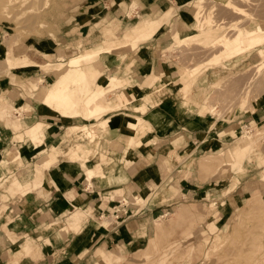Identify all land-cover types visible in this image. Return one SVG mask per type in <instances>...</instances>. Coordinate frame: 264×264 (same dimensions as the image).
<instances>
[{
  "label": "rangeland",
  "instance_id": "rangeland-1",
  "mask_svg": "<svg viewBox=\"0 0 264 264\" xmlns=\"http://www.w3.org/2000/svg\"><path fill=\"white\" fill-rule=\"evenodd\" d=\"M192 1L194 0H37L36 3L32 0L34 5L27 2L26 6L23 4L22 6L17 1L12 3L13 6L12 4L8 6L10 8L6 9V12H0V108L2 107V110L0 109V159L4 157L7 150L17 153V150H21L20 146L26 144L24 139L16 138V133L32 122V119L28 118L32 108L24 103V99L28 95L42 103L38 98L40 89L54 80L51 78H55L59 73L57 69L64 67L63 62L72 56L129 38L134 30L128 32L134 26L145 20L155 19L162 10L167 8L172 7L173 12L164 22L160 19L150 23V26L146 24L147 22L142 24L146 29L159 26L152 40L157 39L162 43L157 55L162 60V68H165L168 75V77H162L160 83L151 87L150 93L157 96L167 92L174 93L171 89L164 87L167 82H171L172 85H176V91L177 88L182 90V93L178 90L173 95L181 101L186 100L191 106L187 108L193 110L194 102L191 99L193 85L198 80H214L206 90L208 96H204L202 103L197 104L199 109L205 102L207 109L204 110V115L214 121L213 126H205L199 121L204 129V133L199 135V142H188L178 149L182 151L188 148L186 153L179 158L173 157L171 160L173 172L178 174L176 180L186 184V188L195 189L196 192L174 201L172 197L178 191L174 182L173 189L177 190L165 200L155 201L153 196L159 192L157 188L151 194L148 192L146 203L143 205L141 202L143 206L146 204L149 206L150 203L151 208L159 203L168 204L172 201L173 204L168 211L160 214L154 212V215L150 216L149 230L139 233L136 244L128 246L121 255L112 252L111 264H264V163L260 166L256 164L257 155L264 151V118L254 121L245 117L264 102V96H262L264 42L231 58L224 55L226 49L235 44L234 37L239 30L254 27L264 30V22L258 23L259 19H264V0H241L242 3L236 0V5L240 4L239 6L244 10L241 14L233 12V9H227L223 5L226 0H204L206 7L204 6L203 11L204 13L207 11L206 14L211 16L215 24L211 21V24L209 23L203 29L197 27L193 19ZM11 17L14 19H9ZM180 17L190 22L189 31H184L178 26ZM126 33L128 35H125ZM177 33L183 37L182 43L185 42L187 45L181 42L179 45L176 44V38L179 36ZM222 38L228 39L221 45L219 42ZM146 40L140 43L139 47L150 43V39ZM48 42L49 47L57 48V55H53L52 49H48ZM176 45H178L177 48ZM8 51L17 59L10 68L3 63V57ZM109 56L110 59L113 57ZM132 65L130 63L125 66L126 72L130 71ZM257 70L260 72H256ZM47 72L52 73V76L45 80L43 73ZM100 72L101 75L104 74ZM101 75L95 85L91 84L94 92L104 85L105 76ZM253 76L254 79H252ZM39 80L42 82H38ZM30 82L38 86L33 87ZM127 84L130 83L127 81L123 83V85ZM111 88L109 86L104 89L106 99L109 100L114 94L110 91ZM157 88L160 90L157 91ZM118 108L100 107L98 116L86 122L93 125V121L104 119ZM80 110L84 114V103L81 104ZM108 112H110L108 115H104ZM103 115L104 118L100 119ZM37 120L41 119L33 121ZM141 121L145 123L142 118ZM15 122H20L22 127L17 129ZM38 122L41 123V131L38 134L41 144L35 148L36 151L47 155L55 148L59 149L61 157L69 158L68 146L84 139L81 143H88L86 145L91 151L75 158L81 161L83 167L90 155L95 156L98 153V149L102 147V143L108 136L105 130L101 132L96 129L95 138L78 137L75 131L71 133L72 136L64 140L67 137L66 127L61 138V144L65 147L47 146L46 131L51 128L46 121L43 131V123ZM229 123L232 125H228V129L223 128ZM83 125L75 126L82 128ZM137 129H142L141 125L133 129L122 126L124 132L125 130L135 132ZM215 136L223 140L225 144L203 147L205 138ZM242 144L250 145L251 160L246 168L235 170L232 165L234 160L232 154L235 147ZM168 148L171 150V144L161 150L167 155ZM99 153L106 154L102 151ZM24 160L26 159H23L19 165H11L7 171H0V193L6 194L1 195V209L9 208V205H3L8 204L6 201L8 196L14 197L21 194L11 180L14 177L20 178L18 168L24 164ZM167 170L166 176L169 167ZM43 172L39 163L34 162L30 178H23L21 181L28 183L30 188H34L37 178ZM105 179L99 178L101 181ZM113 190L109 192L105 190L103 195L105 200H114L115 197L109 194L116 193ZM11 202L15 203V200ZM141 205L138 204L139 207ZM79 208L80 206H75L67 216L64 225ZM64 225L57 224L56 227L60 228ZM44 226L40 228L41 234L51 232L56 234L55 230H41ZM70 232L76 231L70 230L68 234ZM49 241V239L46 240L48 243ZM23 247L29 249L22 252H30L32 249L30 237L21 244V248ZM97 249L108 250L104 246Z\"/></svg>",
  "mask_w": 264,
  "mask_h": 264
},
{
  "label": "crops",
  "instance_id": "crops-1",
  "mask_svg": "<svg viewBox=\"0 0 264 264\" xmlns=\"http://www.w3.org/2000/svg\"><path fill=\"white\" fill-rule=\"evenodd\" d=\"M172 12V7L167 8L162 10L155 19L145 20L143 23L147 22L146 24L150 26V23L160 19L164 22L172 15ZM261 22H264V19H259L258 23ZM178 26L184 31L190 30V22L184 17L179 18ZM152 38L150 43L139 47L142 43L140 42L133 49H127L120 54L115 51L111 54L103 53L94 63L104 73L101 75L105 76L104 89L114 85L118 91H125L127 98L118 109L140 116L145 123L142 129L124 132L122 130L126 118L124 113L111 114V123L106 127L108 135L106 141L102 143V147L98 149L95 156L90 155V158L85 160L84 167L81 161L75 160L91 151L86 145L88 143H81L84 139L68 146L70 159L61 157L59 149L54 148L45 155L36 151L35 148L41 144L38 136L41 123L38 121L43 123V131L46 121L51 128L46 131L47 146L55 145L64 148L61 138L65 128L67 127V137L64 140L75 132L70 129L72 125L86 124V120L79 116L65 118L54 109L44 106L43 98L49 85L40 89L38 98L42 103L38 99L26 96L24 103L32 108L28 116L32 122L16 133L18 135L26 131V137L23 138L26 141L24 145L26 147L20 146L18 159L0 169V171H7L11 165H19L23 159H26L18 168L20 178L14 177L11 180L21 194L14 197L7 195L8 204L3 205H9V208L6 210L5 207L0 208V264H111L112 252L121 255L128 246L136 244L139 233L149 230L150 216L154 215V212L160 214L168 211L173 204V201L168 204L159 203L150 208V203L149 206L147 204L143 206L144 204L135 203L132 197L138 194L145 195V190L152 192L157 188L159 192L153 196L155 201L165 200L177 190L173 189L175 188L173 182L178 188L172 197L174 201L196 192L195 189L186 188L187 185L181 181H173V169L166 176L168 171L166 158L174 149V142H182L185 145L192 141L198 143L199 135L204 133L201 123L208 127L213 126L214 121L204 115V110L207 109L205 102L199 109L197 104L202 103L204 96H208L206 90L214 80H198L193 85L191 94L192 102H194L191 103L195 105V107L192 106L193 110L188 109L191 106L186 100L181 101L173 95L179 88L176 91V85H172L171 82H167L164 87L171 89L174 93L167 92L161 96L150 93V88L160 83L162 77H168L165 68H162V60L157 55L162 43ZM171 39L173 41V37ZM47 47L52 49L49 47V42ZM51 53L57 55V48L52 49ZM10 54L12 55L11 52ZM109 55L113 57L110 59ZM130 63L133 65L130 71L126 72L125 66ZM61 70L63 68L57 69L59 73L55 78H51L52 73L48 72L43 73V77L45 80L48 78L58 80L63 74ZM157 70L158 73H156ZM108 72L111 73L106 74ZM125 81L130 84L123 85ZM30 84L33 87L38 86L36 83L30 82ZM158 90L160 89L157 88ZM104 115L100 119L104 118ZM245 117L254 121L264 118V102ZM34 119L41 120L33 121ZM98 120L93 121L96 135L98 129L101 132L105 130L96 125ZM14 125L17 129L22 127L20 122H15ZM228 125L232 124L224 125L223 128H227ZM75 133L83 138L96 137H87L85 133L81 135L80 131ZM129 134L132 137L127 146L123 138ZM170 144L171 150L168 148L166 155L161 149ZM35 151L36 153L33 154ZM101 151L106 154H100ZM236 152L235 147L233 154L237 158L233 160V168L235 170L246 168L251 160L250 152L244 157L238 156ZM34 162H38L44 172L37 178L34 188H30L28 183L21 179L30 178ZM256 162L258 166L264 163V151L257 155ZM101 177L106 179L101 181L99 180ZM111 189L116 192L109 193L115 197L114 200H105L103 197L105 190L109 192ZM1 195L6 194L0 193V198ZM13 199L15 203L11 202ZM138 204L143 207H139ZM75 206H80L79 210L64 225L67 216ZM57 224L64 226L57 228ZM43 225L45 226L41 230H55L56 234L53 232L41 234L40 228ZM70 230L78 233L68 234ZM27 237L32 240V249L29 253H24L22 251L29 248H21V244ZM48 239L49 243L46 242ZM101 246L108 250L97 249Z\"/></svg>",
  "mask_w": 264,
  "mask_h": 264
},
{
  "label": "bare ground",
  "instance_id": "bare-ground-1",
  "mask_svg": "<svg viewBox=\"0 0 264 264\" xmlns=\"http://www.w3.org/2000/svg\"><path fill=\"white\" fill-rule=\"evenodd\" d=\"M17 1H19L21 3V5L23 4L25 6L27 5L26 4L27 2L32 3L31 2L32 0L31 1L30 0H0V12H2V13L6 12V9L10 8L8 6H11L12 3L17 2ZM34 1H36V3H37V0H33V2ZM19 2H18V4H19ZM235 2H236V0L235 1L234 0H226L223 3V5L225 7H227V9H231V10L233 9V12H235V13L241 14V12H244V10L241 8V6H239L240 4L236 5ZM241 3H242V1H241ZM191 4L194 8L193 19L197 23V27L199 26L201 29H203L209 23L211 24V21L213 22V20L211 19V16H209V14L208 15L206 14L207 11L205 13L203 11V9H205V7H206L204 0H194L191 2ZM15 5H16V3H15ZM31 5H34V3H32ZM12 6H13V4H12ZM19 6H20V4H19ZM32 7H34V6H32ZM20 8H22V7H20ZM30 12H31V10H30ZM37 15H38V13H37ZM13 17H11L9 19H14L15 17L14 18ZM30 18H32V17H30ZM33 19L35 20L34 17H33ZM33 19H30V20L34 21ZM17 23H18V21H17ZM33 24H34V22H33ZM213 24H215V23L213 22ZM219 24H221V23H219ZM216 25H218V24H216ZM211 26H213V25H211ZM31 28H33V26ZM158 29H159L158 25L154 29H150V28L146 29L144 25L136 26L135 28H133L134 33L132 35H130L129 38H126V39H123L120 41H115L109 45L102 46L99 48H95V49H92L88 52L70 57L69 60H67L66 62H63L64 70H62V73H63L62 76L58 80L54 79L49 84V86L47 87L45 94H44V98H43L44 106L50 107L51 109H54L55 111H57L59 114H61L65 118L66 117L71 118V117L79 116V117H83V119H85V120L96 118L99 114V108L100 107H102L104 109H110V108L112 109V108H118L119 106H121L123 104V102L125 101V99L127 98V95H126L125 91H117L115 88H113L114 85L110 86V87H112L110 91L114 93L113 97L110 100L106 99V94L104 93V86L100 87L98 90H96L94 92V89H93L91 84L95 85V82L97 81L98 77L101 75L100 70L94 65V63L101 57V55L103 53L111 54L112 52L115 51V52H118L120 54V53H122V51H125L127 49H133L140 42H143L144 40L147 41L146 39H148V40L151 39L152 36L154 35V33ZM226 37H227V35H226ZM234 38H235L234 39L235 44L232 47L227 48L226 52L224 53V55L228 58H231L234 55L243 54V53H245L246 50H248L250 48H254V47L260 45L261 43H263L264 42V30H260V29L255 28V27L252 29H248V30H242L241 29V30H239V33L237 34V36H235ZM227 39L228 38H226V39L222 38L219 43L222 45L225 41H227ZM183 41H184V39L180 35L176 38V42H177L176 44H178V45L180 44V42L182 43ZM184 43H182V44H184ZM6 44L8 46L7 41H6ZM178 45H176V48L178 47ZM8 50H9V48H8ZM128 57L130 58V56H128ZM219 58L220 57H217V59H219ZM16 60H17L16 58L11 56L10 51H8L7 55H5L3 57V63L9 68L16 63ZM0 69H1V66H0ZM260 70H257L256 72H258V71L260 72ZM252 79H254V76L252 77ZM250 81H251V78L249 80V83H250ZM38 82H42V81L39 80ZM252 85H253V83H252ZM253 86H255V85H253ZM116 95H117V98H116ZM5 98H2V99H5ZM83 103H84V109H85L84 114H82V112L80 110V106ZM0 109L2 110V107ZM117 111H120V113H125V116H126V118L124 119V123H125L124 127L125 128L133 129L137 125H141L142 128L144 127L140 116H138L136 114L127 113V112H124L123 110H115V111L111 112L109 115L114 114ZM109 115L106 116L104 119L98 120L96 123V125L98 127L103 128V129L105 128V131H106V127L109 126V124L111 123V119H110ZM93 125L86 123L85 125L82 126V128H78V126L72 125L70 127V129H72V131H77V132H79L81 130L80 131L81 135H82V133H85L87 137H94V136H96V133L93 129ZM78 129H80V130H78ZM125 132H128V130H125ZM24 137H26V131L16 135L17 139L22 140ZM131 137L132 136L129 134L127 137L123 138V140L127 146L130 144ZM204 141H205V143L203 144V147L223 146V144H225V142L223 140L219 139L216 136L209 138V139L205 138ZM173 145H174V147H173L174 149L167 155V158H166L167 165L169 167V172L173 169V165H172V161H171L173 159V157L179 158L182 155H184L186 153V151L188 150V148H186L182 151L178 150L179 148L184 147L185 143L182 144V142H174ZM249 149H250L249 144H242L241 146H236V150H237L236 154L240 157H244L248 154ZM232 155H234V154H232ZM19 156H20V152L18 150H17V153H14L10 150H7L5 152L4 157H1V159H0V168H3L6 164L10 163L11 161L18 159ZM233 157H234V160H236L237 156L234 155ZM177 177H178V174L174 173L172 180L177 181L176 180ZM180 180H182V179H180ZM151 193L152 192L150 191V194ZM146 194L148 195V192L145 190V195H139L138 194V195H136V197H132V200H134V202H136V203L142 202L144 204V203H146L145 201L148 199V196Z\"/></svg>",
  "mask_w": 264,
  "mask_h": 264
}]
</instances>
